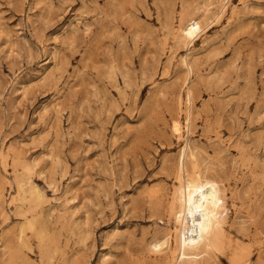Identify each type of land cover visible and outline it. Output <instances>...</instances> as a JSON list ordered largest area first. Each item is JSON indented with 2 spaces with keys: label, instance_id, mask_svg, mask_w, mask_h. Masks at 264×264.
I'll list each match as a JSON object with an SVG mask.
<instances>
[{
  "label": "rangeland",
  "instance_id": "rangeland-1",
  "mask_svg": "<svg viewBox=\"0 0 264 264\" xmlns=\"http://www.w3.org/2000/svg\"><path fill=\"white\" fill-rule=\"evenodd\" d=\"M0 264H264V0H0Z\"/></svg>",
  "mask_w": 264,
  "mask_h": 264
},
{
  "label": "bare ground",
  "instance_id": "bare-ground-1",
  "mask_svg": "<svg viewBox=\"0 0 264 264\" xmlns=\"http://www.w3.org/2000/svg\"><path fill=\"white\" fill-rule=\"evenodd\" d=\"M185 35L192 40H196L198 38L199 32L192 26L185 30ZM188 144L190 145V143L188 142L185 143L181 152V158H179L180 161L178 165L181 176L185 172L186 162L188 158L193 159L195 157L193 151H190ZM211 183L208 182L205 183V185H202L203 183H197V188L194 196L192 198L190 197V200L188 198V194L186 192L184 194V214L182 216V221L185 225H188L190 227L189 237L191 241L200 239L202 237V229L209 224V210H211L210 208L212 206L213 200L215 199L214 195L216 193L215 186ZM162 244V241L159 240L156 241L153 246L156 249H159Z\"/></svg>",
  "mask_w": 264,
  "mask_h": 264
}]
</instances>
